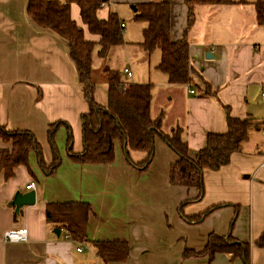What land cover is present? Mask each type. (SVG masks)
<instances>
[{
	"label": "crops",
	"instance_id": "0c3cea01",
	"mask_svg": "<svg viewBox=\"0 0 264 264\" xmlns=\"http://www.w3.org/2000/svg\"><path fill=\"white\" fill-rule=\"evenodd\" d=\"M27 1L0 0V126L32 133L41 156L30 152L28 167H16L8 179L0 171V264H103L94 254L93 243L98 241L127 243L125 262L116 264H264V28L255 24V0L196 8V22L189 33L191 65L218 90L231 117L251 118L258 124L227 165L204 171L201 192L170 185L169 167L178 157L159 136L153 139L152 159L142 167L145 153L130 151L127 156L120 141L113 143L110 164L70 160V155L81 154L84 148L81 116L87 113V104L66 42L28 17ZM106 1L96 16L106 21L114 13L124 43L111 47L103 62L111 61L113 49L131 45L122 6L150 0ZM162 1L171 7V38L179 40L186 27L183 1ZM246 8H250V24L231 27V11L243 22ZM70 18L83 30L86 41L99 42L100 36L90 34L81 22L74 3ZM134 23L142 25L140 39L130 46L135 51L121 50L122 69L111 64L106 68L117 71L123 83L152 84L151 118H161L164 134L179 128L193 158L208 134L226 131L224 113L214 98L200 97L196 87L169 85L166 75L156 69L159 50L147 54L140 47L146 24ZM94 55L100 59L96 45L92 69L97 73L101 67L94 66ZM125 68L131 77L123 73ZM94 98L100 106L106 105L107 84H96ZM55 123L59 125L50 142L47 132ZM9 146L0 138V150ZM31 183L34 189L28 188ZM29 191L35 192V203L16 213L11 205L15 194ZM69 202L90 207L84 242L71 240L45 220L47 204ZM217 205L200 221L187 219ZM20 228L26 231V241H5V232ZM210 234L246 245L247 259L231 260L222 253L211 262L207 256L183 257L186 250L202 252Z\"/></svg>",
	"mask_w": 264,
	"mask_h": 264
},
{
	"label": "trees",
	"instance_id": "16d2710c",
	"mask_svg": "<svg viewBox=\"0 0 264 264\" xmlns=\"http://www.w3.org/2000/svg\"><path fill=\"white\" fill-rule=\"evenodd\" d=\"M186 8V27L179 40L171 38V7L167 1L157 0L136 4L132 20L146 24L142 31L140 47L147 54L160 52V62L156 69L166 75L171 86L189 85L196 87L202 98H214L220 105L226 123L222 134H208L204 147L191 158L182 139L179 128L169 134L161 132V118H151L152 84H130L120 80L119 73L104 67L97 73L92 69V54L97 46V55L105 60L108 50L122 45L123 35L120 22L114 13L106 21L98 20L96 12L102 0H66L63 4L55 0H28L26 13L42 29L50 30L62 38L68 47V56L74 65L77 78L82 87L87 113L81 116L83 151L72 154L70 160L79 164H110L114 160L113 143L120 141L125 146V154L130 151L143 152L146 157L141 167L150 162L153 156V139L159 136L177 155V160L169 167V183L173 187L195 188L202 191L205 170L217 171L229 163L230 157L241 152L248 140L249 131L258 124L251 118L237 119L230 116L229 107L224 105L218 90L213 88L191 65L189 58V33L196 22V8L203 6L232 5L233 0H182ZM79 8L81 22L90 34L100 36L98 43L88 42L83 30L70 18V5ZM255 24L264 28V0L253 3ZM196 80V82H195ZM107 84V103L97 104L94 98L96 84ZM59 123L52 124L47 132L50 142ZM0 138L9 147L0 150V171L5 179L13 176L18 166L28 167L29 153L34 151L41 156V148L32 133L9 131L0 126ZM212 206L201 215L187 218L200 221ZM90 207L83 202L49 203L45 206L47 224L64 230L68 237L77 242L86 239V226ZM95 256L103 264L125 262L128 245L120 241H98L93 243ZM228 254L231 260L247 259L246 245L225 241L223 237L210 234L207 243L198 253L186 250L184 258L207 256L211 262L216 254Z\"/></svg>",
	"mask_w": 264,
	"mask_h": 264
},
{
	"label": "rangeland",
	"instance_id": "374dc122",
	"mask_svg": "<svg viewBox=\"0 0 264 264\" xmlns=\"http://www.w3.org/2000/svg\"><path fill=\"white\" fill-rule=\"evenodd\" d=\"M150 1H157V0H150ZM133 8H134V5H132V4L129 5V6H125V7L122 6V10H124V12H123L124 15H123V18H122V22L126 26V29H127L126 32L128 33V37H129V41L131 42V45L128 44L126 47H118L116 49H113V53H112V55H110V56H112V58L110 57L111 61H109V62H107V61L103 62L102 61L103 59L97 60L96 55H94L93 61H94V66L95 67L100 65L101 68H104V67H108L107 66L108 64H111L112 68H114V69H122L123 68V65L125 64V61H124L125 58H123V55L121 53V50L123 48H127V51L129 50L130 53H132V52L135 51L130 46H134L133 43H135L137 41V38L140 39L141 34H140L139 28L142 25H140L139 23H134V22L131 21V18H132L133 12H134ZM225 8L226 7H222L220 9H225ZM249 10H250V8L249 9L246 8L243 11V15L245 17L244 18L245 20L243 22L240 21V19L238 18V15H237L236 12L231 11V13L229 15V17H230L229 24H231V27H232L233 24H235V25L237 24L239 26H244V24H246V27H247V25L250 24L249 21H248V19H249ZM222 23H227V22L226 21H221L220 24L223 25ZM124 32H125V30H124ZM226 36L232 37L228 33L226 34ZM222 37H224V36H222ZM98 71H99V69H98Z\"/></svg>",
	"mask_w": 264,
	"mask_h": 264
},
{
	"label": "built area",
	"instance_id": "2783aa9c",
	"mask_svg": "<svg viewBox=\"0 0 264 264\" xmlns=\"http://www.w3.org/2000/svg\"><path fill=\"white\" fill-rule=\"evenodd\" d=\"M123 73L127 77H131V71L129 69H127V68L123 69ZM190 93H193V92L190 91ZM262 95L264 96V91H263ZM28 188L34 189V184L31 183L28 186ZM4 239H5V241L11 242V243L24 242L27 240L26 231L24 229H21V228L7 231L4 234ZM80 250H81L80 247L76 248V251H80Z\"/></svg>",
	"mask_w": 264,
	"mask_h": 264
},
{
	"label": "water",
	"instance_id": "95a60500",
	"mask_svg": "<svg viewBox=\"0 0 264 264\" xmlns=\"http://www.w3.org/2000/svg\"><path fill=\"white\" fill-rule=\"evenodd\" d=\"M102 1L105 2L106 0H102ZM133 10L134 12L136 11L135 6ZM34 203H35V192L29 191L24 194L16 193L13 201L11 202V205L14 207V211L18 213L20 208H22L23 206H31ZM56 232L59 233V229H56Z\"/></svg>",
	"mask_w": 264,
	"mask_h": 264
}]
</instances>
